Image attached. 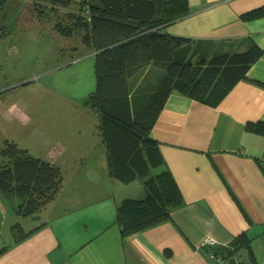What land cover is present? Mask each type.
<instances>
[{
    "label": "crops",
    "instance_id": "0c3cea01",
    "mask_svg": "<svg viewBox=\"0 0 264 264\" xmlns=\"http://www.w3.org/2000/svg\"><path fill=\"white\" fill-rule=\"evenodd\" d=\"M187 3L188 13L164 32L222 49L242 50L253 40L264 50V16L241 18L264 0ZM163 70L152 64L137 70L129 78L130 103H142ZM246 76L214 107L169 93L150 131L164 159L152 172L170 171L182 204L168 220L126 236L116 206L124 198L144 197L146 189L143 178L123 183L109 174L99 131L60 151L46 137L41 155L13 140L58 166L62 182L52 199L25 217L15 212L18 199L0 192V264H228L229 258L210 250L231 246L240 234L250 239L257 259L264 256V134L245 128L264 121V54ZM16 222L30 233L13 242ZM245 254L243 249L230 257L239 262Z\"/></svg>",
    "mask_w": 264,
    "mask_h": 264
},
{
    "label": "trees",
    "instance_id": "16d2710c",
    "mask_svg": "<svg viewBox=\"0 0 264 264\" xmlns=\"http://www.w3.org/2000/svg\"><path fill=\"white\" fill-rule=\"evenodd\" d=\"M7 0H0V11ZM37 15L47 16L60 35H79L94 53L96 85L86 98L96 113L97 128L107 152L109 174L129 183L143 178L146 194L124 198L116 206V221L122 236L163 222L182 204L181 193L168 169L152 172L164 164L151 128L170 92L216 106L240 79L247 78L250 65L262 50L250 40L242 50L217 48L213 43L193 41L164 32L171 22L188 13L187 0H29ZM264 16V6L241 15L244 20ZM152 64L163 73L142 103L132 109L129 78ZM247 130L264 134V121L247 122ZM58 166L31 155L14 142L0 147V192L18 199L19 216L35 214L60 190ZM13 242L24 232L19 222L11 228ZM245 250V260L231 254ZM4 248L0 249V252ZM215 256L229 258L228 264H257L250 239L240 234L226 248H212ZM248 259V260H247Z\"/></svg>",
    "mask_w": 264,
    "mask_h": 264
},
{
    "label": "rangeland",
    "instance_id": "374dc122",
    "mask_svg": "<svg viewBox=\"0 0 264 264\" xmlns=\"http://www.w3.org/2000/svg\"><path fill=\"white\" fill-rule=\"evenodd\" d=\"M93 52L79 35L56 32L29 0H7L0 11V144L15 140L41 155L46 137L60 151L97 136L98 118L86 102L96 85ZM254 258L264 264V256Z\"/></svg>",
    "mask_w": 264,
    "mask_h": 264
},
{
    "label": "built area",
    "instance_id": "2783aa9c",
    "mask_svg": "<svg viewBox=\"0 0 264 264\" xmlns=\"http://www.w3.org/2000/svg\"><path fill=\"white\" fill-rule=\"evenodd\" d=\"M208 242L212 243V242H213V240H211V239H208Z\"/></svg>",
    "mask_w": 264,
    "mask_h": 264
}]
</instances>
